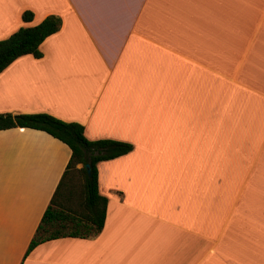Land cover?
I'll return each instance as SVG.
<instances>
[{
  "label": "crops",
  "instance_id": "crops-1",
  "mask_svg": "<svg viewBox=\"0 0 264 264\" xmlns=\"http://www.w3.org/2000/svg\"><path fill=\"white\" fill-rule=\"evenodd\" d=\"M48 15L41 57L0 72V114L131 150L96 165L101 230L24 257L70 150L0 130V264H264V0H0V40Z\"/></svg>",
  "mask_w": 264,
  "mask_h": 264
},
{
  "label": "trees",
  "instance_id": "trees-1",
  "mask_svg": "<svg viewBox=\"0 0 264 264\" xmlns=\"http://www.w3.org/2000/svg\"><path fill=\"white\" fill-rule=\"evenodd\" d=\"M32 18L30 11L20 15L22 22ZM60 19L44 17L32 27H20L0 40V72L18 57H41L38 46L58 31ZM40 130L62 142L70 156L61 178L46 206L24 257L38 244L58 237H87L98 233L103 224L106 199L97 191L96 165L127 154L131 146L112 140H86L82 126L63 122L46 114H0V130L10 128ZM80 165V168H76ZM85 165L89 172L86 173Z\"/></svg>",
  "mask_w": 264,
  "mask_h": 264
},
{
  "label": "water",
  "instance_id": "water-1",
  "mask_svg": "<svg viewBox=\"0 0 264 264\" xmlns=\"http://www.w3.org/2000/svg\"><path fill=\"white\" fill-rule=\"evenodd\" d=\"M85 170H86V173L88 174V172H89V167H88V165H85Z\"/></svg>",
  "mask_w": 264,
  "mask_h": 264
}]
</instances>
